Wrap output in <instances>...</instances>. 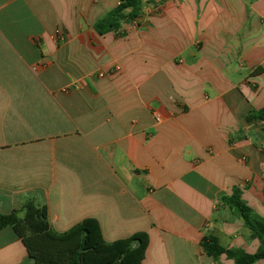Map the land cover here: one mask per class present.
Returning <instances> with one entry per match:
<instances>
[{"label": "crops", "instance_id": "1", "mask_svg": "<svg viewBox=\"0 0 264 264\" xmlns=\"http://www.w3.org/2000/svg\"><path fill=\"white\" fill-rule=\"evenodd\" d=\"M119 3L0 0V212L34 199L56 233L89 218L108 243L147 233L143 264H234L201 241L260 245L223 198L238 186L264 217L247 121L264 107V0H143L99 35ZM0 264H34L12 227Z\"/></svg>", "mask_w": 264, "mask_h": 264}, {"label": "trees", "instance_id": "2", "mask_svg": "<svg viewBox=\"0 0 264 264\" xmlns=\"http://www.w3.org/2000/svg\"><path fill=\"white\" fill-rule=\"evenodd\" d=\"M142 2L120 0L116 8L96 22L94 29L99 35L119 31L123 22L138 18ZM247 121L261 123L264 132V107L251 110ZM223 202L243 220L251 231V238L259 241V248L255 253L242 248H225L215 236L208 235L201 241L205 253L214 259L225 255L234 264H256L263 260L264 217L243 200L242 189L238 186L233 188L231 196L223 198ZM7 227H12L21 239L34 264H143L149 246V235L145 232L108 243L99 222L93 218L85 219L65 233H56L50 227L47 207L34 199L27 200L20 209L9 214L0 212V231Z\"/></svg>", "mask_w": 264, "mask_h": 264}, {"label": "built area", "instance_id": "3", "mask_svg": "<svg viewBox=\"0 0 264 264\" xmlns=\"http://www.w3.org/2000/svg\"><path fill=\"white\" fill-rule=\"evenodd\" d=\"M105 74H106L105 72H100V73H99V76H100V77H104Z\"/></svg>", "mask_w": 264, "mask_h": 264}]
</instances>
